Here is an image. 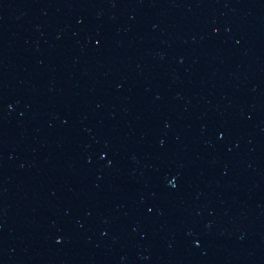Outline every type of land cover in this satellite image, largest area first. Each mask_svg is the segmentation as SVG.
Listing matches in <instances>:
<instances>
[{"label":"water","instance_id":"water-1","mask_svg":"<svg viewBox=\"0 0 264 264\" xmlns=\"http://www.w3.org/2000/svg\"><path fill=\"white\" fill-rule=\"evenodd\" d=\"M0 264H264V0H0Z\"/></svg>","mask_w":264,"mask_h":264}]
</instances>
